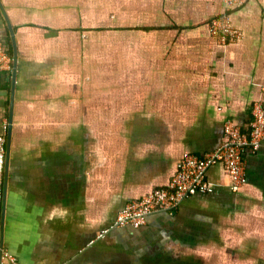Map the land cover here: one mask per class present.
<instances>
[{"label":"crops","instance_id":"crops-1","mask_svg":"<svg viewBox=\"0 0 264 264\" xmlns=\"http://www.w3.org/2000/svg\"><path fill=\"white\" fill-rule=\"evenodd\" d=\"M1 2L19 66L15 91L14 65L0 75L6 139L15 94L0 248L3 227L21 264H264V144L240 193L218 165L207 173L214 191L175 215L111 228L129 201L167 188L185 154L217 151L228 121L250 131L264 0L231 12L243 36L226 46L209 32L223 0ZM0 40L14 54L1 9Z\"/></svg>","mask_w":264,"mask_h":264},{"label":"built area","instance_id":"built-area-1","mask_svg":"<svg viewBox=\"0 0 264 264\" xmlns=\"http://www.w3.org/2000/svg\"><path fill=\"white\" fill-rule=\"evenodd\" d=\"M248 0H223L226 12L214 16L209 22V32L221 46L238 42L243 34L236 28L231 12ZM14 58L0 40V75L12 72ZM5 130L6 126L4 127ZM5 131V132H6ZM224 142L217 150L203 157L185 154L178 164L177 173L165 189H157L140 200L129 201L120 211L111 228L131 226L142 227L148 216L164 212L175 215L181 205L197 194L212 193L214 186L208 182L207 173L215 166L222 165L232 179V190L240 193L248 182L247 157L257 154L264 144V88L263 97L254 104L249 132L228 121L224 126ZM6 134L0 136V210L3 203V173L6 159ZM109 230L102 232L104 236ZM0 257L9 258L14 264L19 260L0 248Z\"/></svg>","mask_w":264,"mask_h":264},{"label":"water","instance_id":"water-1","mask_svg":"<svg viewBox=\"0 0 264 264\" xmlns=\"http://www.w3.org/2000/svg\"><path fill=\"white\" fill-rule=\"evenodd\" d=\"M0 9L5 17V20L7 21L8 27L11 32V36L13 39L14 44V91L16 88V82H17V74H18V66H19V52H18V46H17V39H16V32L15 28L12 24V21L10 19V16L6 10L5 5L2 4L0 0ZM15 117V94L12 100L11 104V112H10V120H9V126H8V133H7V148H6V159H5V167H4V173H3V203H2V215L4 216V209L6 205V197H7V191H8V184H9V177H10V163H11V147H12V138H13V118ZM1 238H2V246H1V253L2 250H4V244H3V227L1 229Z\"/></svg>","mask_w":264,"mask_h":264},{"label":"trees","instance_id":"trees-1","mask_svg":"<svg viewBox=\"0 0 264 264\" xmlns=\"http://www.w3.org/2000/svg\"><path fill=\"white\" fill-rule=\"evenodd\" d=\"M9 53H10L12 56L14 55L12 49H11V51L9 50Z\"/></svg>","mask_w":264,"mask_h":264},{"label":"flooded vegetation","instance_id":"flooded-vegetation-1","mask_svg":"<svg viewBox=\"0 0 264 264\" xmlns=\"http://www.w3.org/2000/svg\"><path fill=\"white\" fill-rule=\"evenodd\" d=\"M8 130V129H7Z\"/></svg>","mask_w":264,"mask_h":264}]
</instances>
